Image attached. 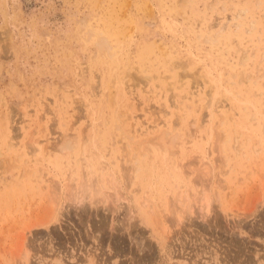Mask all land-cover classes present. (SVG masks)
<instances>
[{
	"label": "rangeland",
	"instance_id": "obj_1",
	"mask_svg": "<svg viewBox=\"0 0 264 264\" xmlns=\"http://www.w3.org/2000/svg\"><path fill=\"white\" fill-rule=\"evenodd\" d=\"M262 92L264 0H0V264H264Z\"/></svg>",
	"mask_w": 264,
	"mask_h": 264
},
{
	"label": "bare ground",
	"instance_id": "obj_2",
	"mask_svg": "<svg viewBox=\"0 0 264 264\" xmlns=\"http://www.w3.org/2000/svg\"><path fill=\"white\" fill-rule=\"evenodd\" d=\"M213 1H214V0H213ZM215 2H216V1H215ZM212 3L215 4L214 2H212ZM179 4H180V3H179ZM217 4H218V3H217ZM181 8H182V7H181ZM237 23H238V22H237ZM239 23H241V22H239ZM213 24H214V23H213ZM213 24H212V25H213ZM210 25H211V24H210ZM236 26L238 27L239 24L236 25ZM213 27H214V26H213ZM211 28H212V27H211ZM211 28H210V29H211ZM220 28H221V27H220ZM230 28H231V27H230ZM227 29H228V28H227ZM219 31H221V30H219ZM238 31H239V30H238ZM217 32H218V31H217ZM217 32H216V33H217ZM221 33H222V32H221ZM236 35H237V34H236ZM220 36H223V35H220ZM216 38H217V36H216ZM232 38H233V37H232ZM210 39H211V38H210ZM210 39H209V40H210ZM212 40H213V39H212ZM210 41H211V40H210ZM216 42H217V41H216ZM114 55H115V54H114ZM115 60H116V59H115ZM113 61H114V60H113ZM118 65H119V64H118ZM115 66H117V65L115 64ZM111 68H112V67H111ZM108 69H109V68H108ZM243 80H244V79H243ZM245 81H246V80H245ZM241 82H242V81L240 80V84H241ZM235 84H236V83H235ZM197 88H198V87H197ZM262 93H264V92H262ZM201 99H202V98H201ZM233 106H235V104H234ZM241 107H242V106H241ZM100 110H101V108H100ZM94 112H95V111H94ZM226 112H227V111H226ZM94 114H95V113H94ZM100 114H101V113H100ZM231 115H232V114H231ZM93 116H94V115H93ZM229 116H230V115H229ZM94 117H95V116H94ZM222 117H223V116H222ZM222 117H221V118H222ZM96 118H97V117H96ZM226 118H227V117H226ZM226 118H225V119H226ZM223 119H224V117H223ZM231 119H232V117H231ZM180 121H181V120H180ZM220 121H221V119H220ZM98 122H99V121H98ZM232 122H233V121H232ZM233 123H234V122H233ZM174 124H177V123H174ZM170 127H171V126H170ZM228 127H229V126H228ZM173 128H174V127H173ZM169 129H170V128H168V130H169ZM222 130H223V129H222ZM224 130H226V129H224ZM263 131H264V130H263ZM228 132H230V131H228ZM228 132H227V133H228ZM165 133H166V132H165ZM222 135H223V134H222ZM232 136H233V135H232ZM238 137H239V136H238ZM173 138H174V137H173ZM227 138H228V137H227ZM230 139H231V138H230ZM234 139H235V137H234ZM236 139H238V138L236 137ZM173 140H174V139H173ZM171 142H172V141H171ZM68 143H69V142H68ZM235 143L237 144V142H235ZM239 143H240V142H239ZM69 144H70V143H69ZM67 145H68V144L66 143V146H67ZM70 145L73 146L72 143H71ZM238 145H239V144H238ZM238 145H236V146H238ZM72 146H71V148H72ZM236 146H235V147H236ZM58 147H59V146H58ZM64 147H65V145L63 144L62 147H60V148H61V149H64V150L67 149L66 152H68V149H70V147H69V148H68V147H67V148H66V147L64 148ZM74 148H75V146H74ZM236 148H237V147H236ZM234 149H235V148H234ZM59 150H60V149H59ZM59 150H58V151H59ZM238 150H239V149H238ZM238 150H237V153L239 152ZM69 151H70V150H69ZM237 153H236V154H237ZM71 155H72V154H71ZM71 157H72V156H71ZM134 157H135V156H134ZM137 158H139V156H137ZM137 158H135V159H137ZM137 160H138V159H137ZM207 161H208V160H207ZM207 161H206V162H207ZM206 162H205V165H206ZM203 164H204V163H203ZM208 164H209V163H208ZM136 165H137V164H136ZM203 166H204V165H203ZM133 167H134V166H133ZM204 167H205V166H204ZM134 168H135V167H134ZM137 168H138V167H137ZM137 168H136L135 170H137ZM131 174H133V173H131ZM131 178H132V177H131ZM196 180H199V179H196ZM219 180H220V179H219ZM193 182H195V181H193ZM196 182H197V181H196ZM205 182H206V181H205ZM218 182H220V181H218ZM201 183H202V182H201ZM195 184H196V183H195ZM196 185H200L199 182H197ZM202 185H203V184H202ZM200 186H201V185H200ZM55 187H56V186H55ZM197 187H198V186H196V188H197ZM202 187H203V186H202ZM206 187H207V188H206ZM218 187H219V186H218ZM59 188H60V187H58V189H59ZM200 188H201V187H200ZM205 188L208 189V186H205L203 189L205 190ZM220 188H221V187H220ZM54 189H56V188H54ZM199 190H200V189H199ZM199 190H198V191H199ZM217 190H218V188H217ZM51 191H54V190H51ZM55 191H56V190H55ZM58 191L60 192V190H58ZM205 191H206V190H205ZM59 192H58V193H59ZM207 192H209V191L207 190ZM207 192H204L203 194H205V193L208 194ZM56 193H57V192H56ZM220 193H221V192H220ZM54 194H55V192H54ZM203 194H201V195L203 196ZM52 195H53V194H52ZM46 196H47V195H46ZM49 196H50V195H49ZM199 196H200V195H199ZM202 196H201V197H202ZM259 196H260V195H259ZM259 196H258V197H259ZM263 196H264V195H263ZM76 197H77V196H76ZM76 197H74L75 199H73L74 201H72L71 204L69 203L70 206H71L72 204H73V205H74V204H75V205L80 204L81 207H83L82 209H84V203H85L86 199H85V201H84V198L79 197V199H78V197H77V198H76ZM201 197H199V198H201ZM258 199H259V198H258ZM197 200H200V199L197 198ZM204 200H205V201H204ZM209 200H210L209 195H204L202 201H204V205H205V206L207 205V207L204 206L203 209L206 208L207 211L205 210V216L203 215V216H204L203 219H205V217H207V213H209V212L211 211V210H210V207H209V205H210V203H209L210 201H209ZM260 200H261V199H260ZM256 201H258V200H256ZM52 202H53V201H52ZM52 202H51V203H52ZM55 202H56V201H55ZM86 202H87V201H86ZM200 202H201V200H200ZM259 202H260V201H259ZM262 202H264V201H262ZM51 203H50V205H52ZM87 203H88V202H87ZM255 203H257V202H255ZM260 203H261V202H260ZM201 204H203V202H201ZM208 204H209V205H208ZM55 205H56V203H55ZM55 205H53V207H54ZM57 205H58V204H57ZM253 205H254V204H253ZM68 206H69V205H68ZM70 206H69V207H70ZM201 206H202V205H201ZM51 207H52V206H51ZM51 207H50V208H51ZM261 207H262V206H261ZM199 208H201V207H199ZM254 208H255V207H254ZM254 208H253V209H254ZM56 209H57V208H56ZM86 210H87V209H85V210H83V211H84V212L86 213V215H87ZM256 210H257V207H256L253 211L251 210L252 212H250V213H251L250 216H252V215L256 212ZM83 211H81L82 214L84 213ZM87 211H88V210H87ZM206 212H207V213H206ZM202 213H203V212H202ZM256 213H257V212H256ZM258 213H259V212H258ZM209 214H210V213H209ZM52 215H53V213H52ZM191 215H192V214H191ZM254 215H256V214H254ZM254 215H253V216H254ZM257 215H258V214H257ZM262 215H263V214H262ZM55 216H56V215H55ZM52 217H53V216H52ZM97 217H98V216H97ZM102 217H103V216H102ZM178 217H179L178 219L181 218V216H178ZM208 217H209V216H208ZM208 217H207V218H208ZM263 217H264V216H263ZM245 218H246V217H245ZM53 219H54V218H53ZM192 219H193V218H192ZM192 219H191V221H192ZM261 219H262V217H261ZM100 220H101V218H100ZM206 220H207V219H206ZM206 220H205V221H206ZM82 221H83V220H82ZM202 221H203V220H202ZM208 221H209V220H208ZM104 222H105V221H104ZM184 222H185V221H184ZM188 222H190V221L188 220ZM40 223H41V225H43V223L47 224L48 222L46 221V222H40ZM40 223H39V224H40ZM181 223H182V222H181ZM45 224H44V225H45ZM182 224H183V223H182ZM188 224H189V223H188ZM37 225H38V224H37ZM44 225H43V226H44ZM95 225H96V224H95ZM100 225H101V224H100ZM163 225H164V224H162L161 226H162V228H163V230H164V232H165V231H167V230H166V228H164L165 225H164V226H163ZM177 225H178V224H177ZM177 225H176V226H177ZM98 226H99V225H98ZM101 226H102V225H101ZM158 228H159V227H158ZM99 229H100V228H99ZM101 229H102V228H101ZM160 229H161V227H160ZM179 229H180V228H179ZM100 231H101V230H100ZM161 231H162V230H161ZM170 231H171V230H170ZM164 232H163V233H164ZM168 232H169V231H168ZM168 232H167V233H168ZM165 233H166V232H165ZM170 233H171V232H170ZM170 233H169V234H170ZM167 236H168V235H167ZM167 236L165 235L164 237H166V239H167ZM160 237H161V236H160ZM168 239H169V238H168ZM96 240H97V239H96ZM158 241H159V240H158ZM25 263H26V262H25ZM27 263H28V260H27Z\"/></svg>",
	"mask_w": 264,
	"mask_h": 264
}]
</instances>
